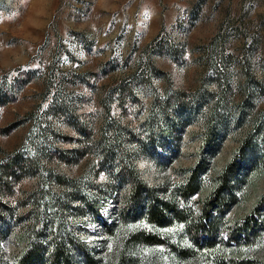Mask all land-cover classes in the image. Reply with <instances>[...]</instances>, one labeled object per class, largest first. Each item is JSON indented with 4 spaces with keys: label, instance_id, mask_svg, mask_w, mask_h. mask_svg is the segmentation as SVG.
<instances>
[{
    "label": "rangeland",
    "instance_id": "374dc122",
    "mask_svg": "<svg viewBox=\"0 0 264 264\" xmlns=\"http://www.w3.org/2000/svg\"><path fill=\"white\" fill-rule=\"evenodd\" d=\"M16 152L83 185L87 203L71 201L64 222L100 264H117L140 229L166 243L130 248L126 264H264V0H0L7 264L35 227L29 195L48 187L39 172L4 176ZM130 172L193 218L228 201L192 240L189 225L135 217L150 195L132 196ZM193 174L198 191L183 199Z\"/></svg>",
    "mask_w": 264,
    "mask_h": 264
},
{
    "label": "trees",
    "instance_id": "16d2710c",
    "mask_svg": "<svg viewBox=\"0 0 264 264\" xmlns=\"http://www.w3.org/2000/svg\"><path fill=\"white\" fill-rule=\"evenodd\" d=\"M115 129L118 130V128ZM118 140L119 138H116L114 141ZM103 145L106 147L103 156H106L109 151L111 153V150H108L105 144ZM76 155L78 157L82 156L80 152H77ZM40 165L41 163L36 157L24 159L21 157L20 152H16L15 156L10 158L7 164L1 166L2 173L6 177L9 175L15 178L19 177L15 176L11 171L15 167L20 172L23 170L29 174L39 172L43 182L48 185L45 196L42 195L43 190H40L37 194L33 193L29 195L33 199L31 201L33 204L31 205L34 206L32 213L36 223L35 227L31 229V238L26 245L25 251L15 264H100L94 257L87 253L82 242L71 236V233L68 231V226L64 222L66 219L65 214L69 209L68 204L71 201L79 204V206H76V212H79L82 205L87 203L86 196L83 197L80 192L81 186L83 187V185H74L73 182L75 180L69 179L62 174L54 173L51 170L38 171ZM101 165L104 164L101 163ZM230 173L231 170L228 167L222 173V176H229ZM129 176L132 177L130 182L131 192L134 198H141L142 194H145V196L146 194L150 195L142 203L139 202L140 204L134 205V207L141 206L138 210L134 208L133 211H136L135 217L137 219L141 218L147 224L155 227H165L173 222L189 225L191 227L189 229V235L192 240H194L193 238L197 239L201 235L200 233L212 232L214 222L217 221V218L210 214L211 209H219L222 207V203L228 201V198L224 200L225 197L221 199L222 203L218 202L220 201L218 197L211 198L201 208L199 217L193 218L191 212H188L189 210L184 209L181 211L175 202L159 199L158 196L147 193L149 191L148 188L138 177L134 176L133 172H130ZM199 184V180L193 174L187 184L179 188V190L177 189L176 192L183 199L189 198L198 191ZM55 190L60 192L57 193ZM83 190L85 189L83 188ZM60 194H62V199ZM120 243L117 264L127 263L125 258L130 257L128 253L132 247L160 246L165 245L166 242L159 235L153 232H147L145 229H140L128 232ZM179 251L177 250L176 252H179L178 254L182 255V257H186V252ZM245 263L246 261H239L235 264ZM0 264L7 263H4L0 259Z\"/></svg>",
    "mask_w": 264,
    "mask_h": 264
}]
</instances>
